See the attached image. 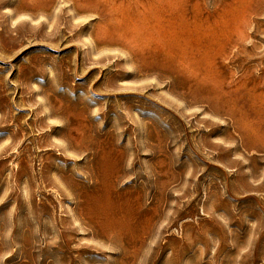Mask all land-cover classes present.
<instances>
[{
	"label": "rangeland",
	"instance_id": "rangeland-1",
	"mask_svg": "<svg viewBox=\"0 0 264 264\" xmlns=\"http://www.w3.org/2000/svg\"><path fill=\"white\" fill-rule=\"evenodd\" d=\"M0 264H264V0H0Z\"/></svg>",
	"mask_w": 264,
	"mask_h": 264
},
{
	"label": "bare ground",
	"instance_id": "bare-ground-1",
	"mask_svg": "<svg viewBox=\"0 0 264 264\" xmlns=\"http://www.w3.org/2000/svg\"><path fill=\"white\" fill-rule=\"evenodd\" d=\"M6 21H7V17H6ZM7 100H9V95L7 96Z\"/></svg>",
	"mask_w": 264,
	"mask_h": 264
}]
</instances>
